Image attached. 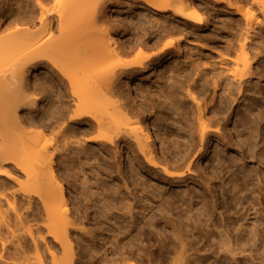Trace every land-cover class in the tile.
<instances>
[{"label":"bare ground","instance_id":"bare-ground-1","mask_svg":"<svg viewBox=\"0 0 264 264\" xmlns=\"http://www.w3.org/2000/svg\"><path fill=\"white\" fill-rule=\"evenodd\" d=\"M109 1L28 0L27 7L23 10L15 11L13 8H8L6 12L0 13V176L12 174L11 170L19 171L24 179L19 180L20 177H16L18 191L26 196L28 203L34 200L32 196L40 200L43 213L38 219H41L45 231L63 252L60 261L53 252H50L52 264H74V261L80 263V258L75 257L70 236L76 230L86 232L83 223L87 221V214L81 213L82 218H78L74 212L70 211L64 187L66 182H63V176L58 173L59 168L56 166L57 173H55L53 166L54 158L59 161L66 157L71 151L72 144H77V148L71 151L74 155L89 158L94 156L95 149L101 152L108 145L118 149L122 141H133L146 160L158 163L167 176L181 180L187 177V172L192 168L193 159L190 156L192 150L197 147L200 152H203L207 148L211 135L219 139L221 135L219 130L228 122L232 103L237 102L238 106H242L241 136H244L243 141L246 144L251 143L249 148H254L256 145L251 139L256 140L257 136L264 139L261 135L264 132L259 124L264 118L261 110L262 107L264 108V93L256 86L253 93L260 94L261 101L255 97L248 98L244 102L247 97L243 95V91L242 94L240 92L242 85L250 82L251 78L245 77L253 73L252 56L246 49L245 43L241 42L236 48L228 46L224 49L223 55H226V61L230 64L227 68L230 79L223 88L226 95L220 94L219 102L215 100L218 96L216 95L218 78L215 77L212 81L211 93L202 89L197 91L194 86L187 84V95L194 101L198 110L193 132L197 140L193 141L191 149L183 155L181 162L171 163L167 158L157 157L154 153V138L158 140L157 133L153 137L154 132H151L148 126L145 114L142 110L134 111L126 102L125 94L120 90L119 84L122 77L128 76L132 71L144 70L157 54L152 57L138 56L129 62H123L121 57L135 47L142 52L150 48L146 40L152 37L156 38L153 47H157L165 33V28L156 22L155 27L157 30L158 27L162 28L161 31H157L155 35L151 32L146 38L126 45L118 41L117 32L101 19L103 9ZM133 1L152 15L169 12L175 18L187 23L200 22L202 19V14L193 0ZM208 1L213 4L224 3L227 6H234L247 30L259 23L261 18L264 20V0H253L251 4H248L246 0ZM4 20H7L5 24ZM173 45V41H168L160 46L159 51L166 54L158 60L159 62L167 57V51ZM38 67H40L39 72L49 71L56 78L55 99L49 103L43 115L38 118L24 116L27 119L23 121L17 118L18 115L15 116V110L22 106L29 94L32 95V99L28 98V100L34 104L37 94L43 93L42 89L48 88L47 85L42 84H34L32 89L28 87L27 74L30 70H37ZM54 81L50 79L49 83L53 85ZM48 89L51 93V88ZM244 89H249L248 85ZM164 98L174 104V107L179 108L174 90H168ZM207 107L215 110L218 114L217 118L212 120L204 117ZM135 115L137 118L132 120ZM236 136L238 137V134ZM129 144L132 145V142ZM262 147L264 151V145ZM57 165H60V162H57ZM256 179L259 181L258 178ZM4 180H0L2 195V190L6 191L11 187ZM237 180L239 178L235 176V180L230 182L231 187L234 188L233 199H236L238 197L236 193L241 191L236 187ZM247 180L248 174L243 172L242 183ZM95 188L97 191L98 186ZM149 192L155 195L154 190ZM11 193L10 195L13 194ZM106 193L118 194V188L113 186L106 188L102 185L100 194ZM158 195L163 194L159 192ZM3 196L8 199L6 194ZM78 197L79 195L76 199ZM160 199V205H164V202L171 205L173 202L169 199L176 201V198L171 196ZM256 199L258 201L259 197L257 196ZM262 199L261 210L264 213V193ZM10 204L12 207L13 202L10 201ZM115 204V196L108 200L105 198L101 206L103 215H107L108 210L115 208ZM258 204L261 205V202ZM125 209L116 211L115 222H119L114 223L117 224L113 226L116 236L110 246V253L115 256L107 260L101 258L99 263L207 264L210 253L208 255L199 253L211 231L206 230L201 235L200 224L206 227L212 226L218 230V226L213 221V214L215 212L222 215V212L215 211L214 204L212 207L202 203L200 207H196L195 213L187 211L185 218L189 221V225H193L190 229L184 228L183 222H179L178 227L174 228V223L168 225L163 219V228H169L167 231L157 229L155 223L158 221H152L151 217L142 216V219L138 220L132 216L129 208L125 207ZM8 216L5 210L0 209V223L7 228L9 227ZM103 217L111 220L110 215ZM26 222L27 224L23 225L25 232L31 234L33 224H29L28 220ZM262 222L261 239L263 238V241L260 240V242L263 248L260 259L264 264V216ZM221 225L224 226V224ZM39 228L36 226L35 231L40 233ZM133 229H136V233H132ZM196 231L199 233L198 236H194ZM218 231L220 234L225 232V239L219 243L217 252L222 251L220 248H223L235 261V251L244 252V248L237 244L236 240L228 237L226 230ZM119 234L121 237H127L124 242L118 238ZM151 234L154 235L152 240H150ZM153 245L156 246L157 252L152 249ZM40 255L36 251L34 258L31 257L30 260H33L35 264H45ZM254 260L251 254L250 261L253 263ZM95 261L97 258H94L92 262ZM23 263L33 264L32 261L29 262V258H25Z\"/></svg>","mask_w":264,"mask_h":264},{"label":"rangeland","instance_id":"rangeland-1","mask_svg":"<svg viewBox=\"0 0 264 264\" xmlns=\"http://www.w3.org/2000/svg\"><path fill=\"white\" fill-rule=\"evenodd\" d=\"M246 1L251 4L253 0ZM27 2L28 0H0V13L6 12L8 8H13L15 11L23 10L27 7ZM193 2L202 14L200 22L187 23L175 18L169 12L152 15L133 0H110L106 3L101 16L102 21L117 32L118 41L126 45L146 38L151 32L155 35L157 31H161L162 28L158 27L157 30L155 27L156 22L165 28V33L157 47H153L156 38L152 37L146 40L150 48L142 52L135 47L121 57L123 62H129L138 56L152 57L157 54L144 70H134L128 76L122 77L119 88L134 111H143L151 132H154L153 137L157 133L158 140L154 138V153L160 159L167 158L171 163L181 162L183 155L191 149L193 141L197 140L193 132L198 110L194 101L187 95V84L194 86L197 91L202 89L211 93L212 81L216 77L219 82L216 92L218 96L215 100L219 102L220 94L226 95L223 88L229 83L227 68L230 64L226 61V55H223L225 47L236 48L239 43L244 42L252 56L253 73L245 77L251 78L250 82L244 83L240 89L241 94L243 91V95L247 97L244 102L248 98L255 97L261 101V95L253 93L256 86L264 93V20L261 16L260 22L247 30L234 6H227L224 3L213 4L208 0H193ZM6 21L4 20L3 23L5 24ZM168 41H173L174 45L167 51V57L159 62L158 60L166 54L159 51L160 46ZM39 70L40 67L28 72V87L32 89L34 84L47 85L51 88V93L48 88L42 89L43 93H38L35 98L33 96L36 100L34 104H31L32 95L29 94L28 98L31 99L26 98L25 104L15 110L17 113L15 116L18 115L17 118L19 117L20 120L25 121L27 119L25 117H40L45 113L49 103L55 99L56 78L49 71L39 72ZM50 79L55 80L53 85L49 83ZM246 85L249 89H244ZM171 89L176 93L179 108L174 107V104L164 98ZM41 96L43 97L39 99ZM261 110L264 115V108L262 107ZM230 111L228 122L219 130L221 134L219 139L211 135L203 152L197 147L192 150L190 154L193 159L192 168L187 172V177L181 180L167 176L158 163L146 160L133 141L128 140L122 141L118 149L113 145H108L101 152L95 149L94 156L89 158L74 155L71 151L77 148V144H72L71 151L66 157L59 161L54 158L55 173L58 167V173L63 176V182H66L64 187L70 211L78 218H82L81 213L87 214V221L83 223L86 232L76 230L70 236L75 257L80 258V263L74 261V264H101L99 263L101 258L107 260L115 256L110 253V246L116 236L113 226L117 224L114 223L119 222H115L116 211L126 210L127 207L134 218L141 220L142 216L151 217L152 221H158L155 227L164 231L169 228H163V219L168 225L174 223V228L178 227L179 222H183V227L190 229L193 225H189V221L185 218L187 211L195 213L196 207H200L202 203L212 207L214 204L215 211L222 212V215L215 212L213 214V221L218 226V230H226V235L244 248V252L235 251V261H233L232 255L223 248H220L222 251L217 252L219 243L225 239V232L220 234L217 228L200 224L201 235L206 230L211 231L199 253L201 255L210 253L206 263L262 264L260 257L263 244L260 240L263 241L261 232L264 213L261 207L264 193V151L262 150L264 139L259 136L256 140L251 139L256 145L254 148H249L251 143L246 144L243 141L244 136H241L242 106H238L237 102L232 103ZM204 115L205 118L212 120L218 116L210 107L206 108ZM136 118L135 115L132 120ZM259 124L264 132V118ZM261 135L264 136V133ZM131 142L132 145L129 144ZM57 162H60V165H57ZM243 172L248 174V180L244 183L241 181ZM11 173L0 176L1 181L5 179L7 184L11 185L9 190H2L3 195L6 194L8 199L0 194V209L5 210L9 215L8 228L0 223L2 228L0 264H24L25 258H29V262L33 263L34 261L30 259L34 258L36 251L41 254L45 264H52L50 252H53L60 261L63 257L62 249H59L56 241L45 231L41 219H38L43 213L40 200L32 196L34 200L28 203L26 196L18 191L16 181L17 176L20 177L19 180H23L24 177L17 170H11ZM235 176L239 178L236 187L241 191L236 193L238 197L233 199L234 188L231 187L230 182L235 180ZM102 185L106 188L117 187L118 194H100ZM95 186H98L97 191ZM149 190H154L155 195L153 196ZM9 192L15 196L11 197ZM159 192L163 195H158ZM113 196L116 207L108 210L107 215L111 218L109 220L103 217L107 215H103L101 206L105 198L108 200ZM167 196L176 198V201L169 199L173 202L171 205L165 202L164 205H160V198L165 199ZM10 201L13 202L12 207L11 204L9 205ZM258 202H261V205ZM27 220L29 224H33L32 235L25 232L23 225L27 224ZM36 226L40 227V233L35 231ZM132 233H136V229H133ZM198 235L196 231L194 236ZM153 237L154 235L151 234L150 240ZM118 238L124 242L127 237H121L119 234ZM152 249L157 252L155 245ZM251 254L255 258L253 263L250 261ZM94 258H97V261L92 262Z\"/></svg>","mask_w":264,"mask_h":264}]
</instances>
